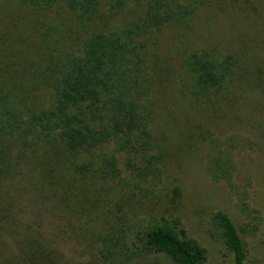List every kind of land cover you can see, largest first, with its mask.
<instances>
[{
	"label": "trees",
	"instance_id": "trees-1",
	"mask_svg": "<svg viewBox=\"0 0 264 264\" xmlns=\"http://www.w3.org/2000/svg\"><path fill=\"white\" fill-rule=\"evenodd\" d=\"M14 1L29 24L0 7L8 31L0 35V222L48 217L51 210L39 207L47 194L37 182L50 188L65 184L58 199L63 205L70 192L68 177L81 183L74 198L98 183L115 184L130 199L151 196V187L141 185H156L163 172L151 130V48L157 46L155 36L162 27H187L207 0ZM137 5L143 8L137 19L117 28H95L102 13L114 16ZM57 23L69 33L72 27L87 33L64 45L52 28ZM184 68L194 94L206 99L221 96L238 72L230 54L207 51L190 53ZM209 140L207 173L214 182L234 186V143ZM58 170L68 174L58 176L56 184L52 174ZM93 222L98 228L84 225L90 231L84 238L93 241L103 264H132L149 253L165 256L170 264L208 260L207 250L187 235L179 219H151L140 226L118 215L104 226ZM212 224L233 263L247 264L244 243L230 217L219 211ZM31 229L28 223L9 262L61 264L60 251L45 244L41 233L30 235Z\"/></svg>",
	"mask_w": 264,
	"mask_h": 264
},
{
	"label": "rangeland",
	"instance_id": "rangeland-1",
	"mask_svg": "<svg viewBox=\"0 0 264 264\" xmlns=\"http://www.w3.org/2000/svg\"><path fill=\"white\" fill-rule=\"evenodd\" d=\"M0 2L4 14L11 11L24 26L29 24L19 3ZM142 9V5L129 6L114 16L104 12L95 28L121 27L137 19ZM52 28L57 29L64 45L87 33L85 28H78V32L74 27L69 33L60 23ZM7 32L0 17V35ZM73 32L76 35L70 37ZM156 34L157 46L151 48L153 64L149 65L154 76L151 130L154 153L160 157L163 172L156 185H141L151 187L152 195L130 199L117 185L98 183L74 198L72 193L79 191L81 183L68 177L64 179L70 192L63 205L58 199L65 184L50 188L37 182L47 194V202L39 207L51 212L41 221L32 215L0 222V264H4L2 255L7 264H15L9 261L17 253L16 242L24 238L28 223L30 235L41 233L45 244L60 251L61 264H103L97 260L93 241L84 238L90 232L85 226L96 230L94 220L104 226L118 215H126L140 226L151 219H179L187 235L207 250L206 264H234L214 234L212 216L219 211L236 227L244 243L246 263L264 264V0H207L187 27H162ZM195 51L230 54L237 60L238 72L218 98H201L193 92L184 60ZM210 138L234 143L230 146L235 164L232 187L214 182L207 173ZM58 171L52 174L56 184L60 183L58 176L66 173ZM124 176H128L126 170ZM69 200L73 207H69ZM132 264L170 262L163 255L149 253Z\"/></svg>",
	"mask_w": 264,
	"mask_h": 264
}]
</instances>
